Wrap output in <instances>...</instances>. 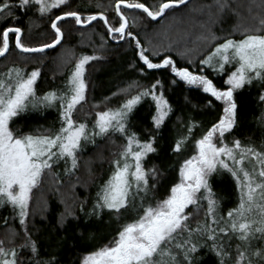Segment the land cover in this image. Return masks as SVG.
<instances>
[{
	"label": "trees",
	"instance_id": "obj_1",
	"mask_svg": "<svg viewBox=\"0 0 264 264\" xmlns=\"http://www.w3.org/2000/svg\"><path fill=\"white\" fill-rule=\"evenodd\" d=\"M216 1L190 0L178 9L167 10L156 22L148 19L140 10L121 7L128 20L126 31L133 33L131 37L124 35L121 41L114 38L119 35L110 39L101 20L85 28L77 27L75 19L60 21L57 24L63 33L60 45L37 54L19 52L14 45L15 33L9 34V51L0 59V73L7 72L9 68H19L28 75L34 69H39L34 84V105L10 121L9 126L17 136L28 133L51 135L60 129L63 121L59 101L47 103L42 102V98L51 91L58 94L65 87L71 71L83 55L94 58L85 66V99L73 111V119L77 124L95 127L99 112L117 109L127 99L142 94L145 89L155 91L157 95L162 92L168 101V114L159 128L152 119L157 110L151 95H141V99L133 106L125 120V133L110 131L103 135H92L93 131L90 130L93 128L88 127L87 132L92 136L82 141V146L76 150L75 167L70 157L58 160L54 157L51 168L43 170L39 182L30 192L24 224L20 223L18 213L8 203L0 208V241L5 248H15L17 264H81L88 253L116 239L121 226L137 217L142 211L141 197L145 206H155L157 201L170 194L171 187L179 181L180 166L194 154L195 141L223 116V105L210 93L202 92L200 87L185 83L171 71V66L147 69L139 57L140 48L136 40H140L145 54L153 62L159 63L165 57H171L177 68H187L193 73L206 75L217 87L226 88L225 80L232 68L218 72L201 61L213 51L216 44L225 39L243 38L245 30L264 34V25H258L260 20H264V10L250 11L249 18H254V22L238 30L232 1L222 0L220 3L228 7L213 10L214 18L208 19L207 15L202 14L204 8H210ZM246 1L238 0L241 4ZM141 2L156 8L162 0ZM116 4L117 0H67L65 4L52 7L43 14L36 4L27 9L14 8L13 15L7 12L0 14V47L2 31L9 26L22 29L21 43L28 48L51 44L56 38L51 24L56 16L65 11H78L82 20H87L89 15L103 13L109 27H119L121 20L116 14ZM192 23L197 24V27L196 32L192 31L190 41L171 46L172 41H178L182 31L186 32L185 27H190ZM169 28H172L171 32ZM201 28H204L203 31ZM153 45L158 48H153ZM141 68L145 71L142 72ZM158 80L161 83L152 89L151 86ZM262 84L264 82L254 80L252 84H246L234 92L237 123L226 133L225 139L228 142L239 139L242 145H250L264 152V102L259 99L264 94ZM132 133H136V138L140 140L155 137L153 146L156 151L148 153L143 164L145 168H157L159 174L156 177L149 174V190L147 193L141 191L136 196L135 208L130 205L122 209L119 216L107 208L97 209L93 213L97 193L116 169L114 161H122L121 152L127 145V136ZM182 138L185 142L181 150L174 151L175 143ZM210 183L217 201V215L227 220L228 211L239 204V188L231 174L225 171L213 173ZM199 204V208L192 205L187 211L192 213L188 223L193 228L197 223L202 226L206 219L207 204L205 200ZM29 238L36 243L35 253L30 245L22 247ZM239 243L235 237L225 240V244L230 245L228 251L232 257H235ZM255 248H264V238L259 234L251 240L249 254ZM194 256L196 264H218V257L206 246L200 247ZM251 258L258 264H264L255 255ZM228 264H232L231 259Z\"/></svg>",
	"mask_w": 264,
	"mask_h": 264
},
{
	"label": "snow or ice",
	"instance_id": "obj_2",
	"mask_svg": "<svg viewBox=\"0 0 264 264\" xmlns=\"http://www.w3.org/2000/svg\"><path fill=\"white\" fill-rule=\"evenodd\" d=\"M67 0H53L51 4L46 0H0V14L5 12L13 15V9H27L30 5H39L40 13L50 11L52 7L65 4ZM220 3V0H217ZM186 0H162L158 7L152 8L141 0H117L116 11L120 14L122 22L119 27H109L112 33H119L116 39L124 35L133 36L127 30L128 20L121 11L120 5L129 9L143 10V13L156 20L164 16L166 10L185 4ZM221 9L224 4L220 3ZM103 16V13H99ZM64 17H74L76 24H86L96 19V15H89L87 20L81 19L78 11H65L56 16L52 22L56 38L52 45L59 43L63 33L56 21ZM105 18V23H107ZM264 25V20L261 21ZM20 27L9 26L2 31V47L0 56L9 49V33H15L17 47L24 51H42L52 45L44 44L39 48H28L21 43ZM136 45L140 48L139 57L147 69H160L171 66V71L189 85H195L210 93L224 104L223 116L201 138L195 141L197 152L185 159L180 166V181L170 189V195L157 201L156 205H144L141 197V212L121 226L116 239L90 253L82 264H196L194 253L202 246L208 247L218 257V264H258L251 257L253 255L264 261V248H255L249 254L251 240L257 237L264 238V152L253 146L242 145L239 139L229 144L225 141V133L230 132L237 123V102L234 92L254 80L264 82V34L249 33L245 30L243 38L237 40L227 38L214 46L213 51L201 61L213 69L223 72L226 64H235V69L228 75L226 88L217 87L206 75L193 73L187 68H177L171 57H165L161 62H153L141 45L139 39ZM94 57L83 55L72 71L69 83L71 87L59 96L55 91L46 93L42 102L59 101L62 124L55 134H24L17 136L10 128V121L28 106L30 99L35 98L34 84L39 75V69H34L26 78L21 75V69L11 68L5 74L7 81L0 78V204L5 202L19 209L20 223L24 224L27 216L30 192L39 182L43 170L52 166L53 158L57 160L70 157L72 165H76V150L79 149L82 139H88L84 123L76 124L73 111L76 105L85 99L87 84L84 80L85 64ZM142 72L144 68L140 69ZM15 74V79H12ZM175 82V81H173ZM158 80L153 84L156 88ZM264 87V84H262ZM141 95H151L156 102L157 115L153 116L154 124L160 127L168 114V101L163 93L157 95L155 91L145 89L142 94L127 99L117 109L101 111L97 114L92 135H103L109 130L125 133V120L133 106L141 99ZM264 102V94L259 96ZM95 128L99 131L96 132ZM191 132V129H189ZM218 134V136H217ZM155 137L148 140L136 138V133L127 136V145L121 152V160H116V169L109 180L97 193V200L93 206V213L97 209L107 208L118 216L122 209L136 207V196L141 191L147 193L150 187L149 174L156 177L158 169L145 168L144 158L148 153L155 152ZM183 145V138L174 145V151L179 152ZM261 167L248 170L243 166L247 159ZM231 161V163H229ZM239 164L240 168L235 166ZM221 168L227 169L236 177L240 188L239 204L227 213V220L218 216L216 212L217 201L210 180L212 174ZM257 173V175H253ZM242 174V175H241ZM258 176V178H257ZM201 200L207 201L205 221L201 226L197 223L195 228L188 223L191 212L185 210L190 205L200 207ZM210 217V219H209ZM221 221L224 223L221 224ZM186 233V235H185ZM231 234V235H229ZM183 237V238H181ZM235 237L241 243L237 244L235 257L228 251L230 245L225 240ZM0 241V264H17L15 248L8 250ZM31 246L33 253L37 251L35 241L30 238L24 246Z\"/></svg>",
	"mask_w": 264,
	"mask_h": 264
},
{
	"label": "rangeland",
	"instance_id": "obj_3",
	"mask_svg": "<svg viewBox=\"0 0 264 264\" xmlns=\"http://www.w3.org/2000/svg\"><path fill=\"white\" fill-rule=\"evenodd\" d=\"M222 0H220V2H221ZM228 1H232L233 2V11H235L234 12V14L236 15V17H237V26H236V28H238V30H243V29H241L242 27H245V26H250V25H252V22H254V18H252V19H250L249 18V12L251 11V12H254V11H258L260 8H262V10H264V0H247L246 2H245V4H241V2H238V0H228ZM46 2L47 3H49V4H51L52 2H53V0H46ZM220 3H218L217 1L212 5V6H210V8H204L203 10H202V14L204 13V16H206L207 15V18L209 19V18H214L215 16L212 14V11L213 10H217V8H219L220 6ZM39 6V5H38ZM228 7V5H224V8L225 7ZM226 7V8H227ZM176 9H178V8H176ZM117 14V13H116ZM260 14L262 15L263 13L260 11ZM256 17V16H255ZM258 18H260V17H258L257 16V20H259ZM252 21V22H251ZM261 21V20H260ZM258 22V25H260V23L261 22ZM177 23L179 22V21H176ZM251 22V23H250ZM178 24H180V23H178ZM196 27H197V24H191L190 25V27L189 26H187V27H185V29H186V32H184V31H182V35L180 36V38L178 39V41H172V44H171V46H173V45H175V44H181V43H188V41H190V37H191V33H192V31H195L196 32ZM182 29H184V27H182ZM203 29L204 28H201V31H203ZM169 30H170V32H171V30H172V28H169ZM167 34V33H166ZM118 35H120V34H118ZM161 34H158V36H160ZM193 36V35H192ZM113 37V36H112ZM112 37L110 38V39H112ZM165 37V36H164ZM123 39V38H122ZM122 39H120V41L122 40ZM198 39L200 40V38L198 37ZM185 45V44H184ZM153 48H155V49H157L158 47H156L155 45H153ZM88 63V62H87ZM86 63V64H87ZM86 64H85V66H86ZM59 65V64H58ZM60 65H61V63H60ZM84 66V67H85ZM208 66H210V65H208ZM58 68V67H57ZM227 68H232V70L231 71H233L234 69H235V64H226L225 65V69H227ZM9 69H11V68H9ZM8 69V70H9ZM75 69V67L73 68V70ZM225 69H224V71H225ZM72 70V71H73ZM218 72H221V71H219V69H216ZM72 71H71V73H72ZM223 71V72H224ZM231 71H230V73H231ZM6 73V72H5ZM5 73H0V78H4L6 81H7V77H4V74ZM71 73H70V76H71ZM229 73V74H230ZM31 73H29L28 75H30ZM228 74V75H229ZM21 75L22 76H24L25 78L28 76L24 71L23 72H21ZM70 76H69V79H70ZM228 77V76H227ZM12 79L14 80L15 79V74H13V76H12ZM37 79V78H36ZM69 79H68V81L66 82V84H65V87L61 90V91H59V93L57 94L58 96L62 93V92H64V91H67L70 87H71V85H70V83H69ZM183 80V79H182ZM226 80H227V78H226ZM225 80V81H226ZM184 81V80H183ZM36 82V81H35ZM185 82V81H184ZM186 83V82H185ZM226 84V83H225ZM227 85V84H226ZM192 86H194V87H197V86H195V85H192ZM228 86V85H227ZM226 86V87H227ZM200 90L203 92V89L202 88H200ZM142 92V91H141ZM33 100L34 99H30L29 100V102H28V106H27V108H31L33 105H34V102H33ZM155 101V100H154ZM219 102H221L222 103V105H223V108H224V104H223V102L222 101H220V100H218ZM156 103V102H155ZM63 109H61V111H62ZM132 111V110H131ZM130 111V112H131ZM130 112L128 113V115L130 114ZM156 115H157V111H156ZM127 118H128V116H127ZM98 119V116L96 115V118H95V123H96V120ZM77 124V123H76ZM78 125V124H77ZM86 125V131H88V127H92L93 128V130H94V127L93 126H91V125H88V124H85ZM92 129L90 130V132H92L93 131ZM95 131H99V129L98 128H95ZM110 131H112V130H109V132ZM225 135H226V133H225ZM92 135H90V133H89V137L88 138H90ZM217 136H218V134H217ZM85 140H87V139H82V141H85ZM81 141V142H82ZM183 142H185V139H183ZM224 142H226V143H229V144H231V143H233L234 141H232V142H228L227 141V139H225V141ZM193 148H194V154L197 152V146H196V143H194V146H193ZM193 154V155H194ZM121 162H123V160L121 161ZM229 163H231V161H229ZM253 165H255V168L257 169V170H259V168L261 167V165L259 164V163H256V158L255 157H253L252 158V162L250 163L249 162V160H245L244 162H243V166L245 167V168H247L248 170H250L251 171V169L253 168ZM237 169H239L240 168V165L239 164H237L236 166H235ZM229 172L230 174H231V172L229 171V170H227V169H223V168H221L220 170H219V172ZM242 175V174H241ZM253 175L255 176V175H257V173H253ZM231 176L233 177V179L235 180V182H236V185L238 186V184H237V180H236V177H234L232 174H231ZM180 173H179V181H180ZM257 178H258V176H257ZM178 181V182H179ZM238 188H239V186H238ZM239 191H240V188H239ZM170 195V194H169ZM29 202V201H28ZM205 202H206V204H207V201L205 200ZM7 202H5V203H3V204H0V208L2 207V206H4L5 204H6ZM11 207H12V209L16 212V213H18L17 215H18V217H19V219H21L20 218V216H19V209L18 208H14L13 207V205H11L10 203H8ZM192 205H190L185 211L187 212L188 210H189V208L191 207ZM118 238V237H117ZM4 247V246H3ZM5 248V247H4ZM5 249H8V250H11L10 248H5ZM84 259V258H83ZM83 259H82V261H83ZM81 264H82V262H81Z\"/></svg>",
	"mask_w": 264,
	"mask_h": 264
},
{
	"label": "water",
	"instance_id": "obj_4",
	"mask_svg": "<svg viewBox=\"0 0 264 264\" xmlns=\"http://www.w3.org/2000/svg\"><path fill=\"white\" fill-rule=\"evenodd\" d=\"M190 0H186V3L185 4H182V5H179L178 7H175V8H180V7H182V6H184V5H186L188 2H189ZM117 5V4H116ZM121 7H123V8H127V6L126 5H120V8ZM127 9H129V8H127ZM115 10H116V6H115ZM137 10V9H136ZM140 11H142L143 12V10H140ZM167 11V10H166ZM116 13H117V16L120 18V20H121V17H120V14L116 11ZM145 14V13H144ZM146 15V14H145ZM147 16V15H146ZM163 17V16H162ZM162 17H158L156 20H152L150 17H148V19H150L151 21H153V22H156V21H158L159 19H161ZM66 19H75L74 17H64L63 18V20H66ZM96 20H101L102 22H103V24L105 25V27H106V29L108 30V32H109V37L111 38L112 36H114V35H118L119 33H112V32H110L109 31V26H108V24L107 23H105V17L104 16H101V15H96V19L95 20H92L91 22H89V23H86V24H76L77 25V27H81V28H85V27H88L89 25H91L94 21H96ZM62 21V20H61ZM60 21H56V23L58 24ZM121 22H122V20H121ZM51 29H52V31L55 33V35H56V32H55V29H53L52 28V24H51ZM10 34V33H9ZM20 37H21V35H20ZM61 41H62V37H61V39H60V41H59V43H57V44H54V45H52V43L50 44V45H52L51 47H49V48H44L42 51H24L23 49H21V48H19V47H17V45H16V42L14 41V45H15V48L19 51V52H21V53H24V54H37V53H43V52H48V51H51V50H53V49H55L58 45H60V43H61ZM8 51H9V49H8ZM7 51V52H8ZM7 52L6 53H4V55H2V56H0V59H2L6 54H7Z\"/></svg>",
	"mask_w": 264,
	"mask_h": 264
}]
</instances>
